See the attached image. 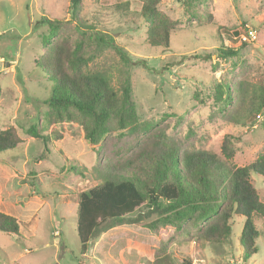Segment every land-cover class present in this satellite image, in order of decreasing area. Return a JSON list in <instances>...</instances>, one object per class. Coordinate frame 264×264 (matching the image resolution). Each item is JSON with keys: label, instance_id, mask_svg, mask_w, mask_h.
Masks as SVG:
<instances>
[{"label": "rangeland", "instance_id": "rangeland-1", "mask_svg": "<svg viewBox=\"0 0 264 264\" xmlns=\"http://www.w3.org/2000/svg\"><path fill=\"white\" fill-rule=\"evenodd\" d=\"M69 2L0 0V130L11 128L20 139L0 151V211L19 223L18 235L0 231V264H151L166 255L178 264H264V223L258 216V248L244 261L238 239L242 215H234L230 239L211 246L195 238L206 221L149 226L153 216L144 204L130 214L135 222L99 232L84 253L75 223L80 191L115 171L134 170L163 143L182 152L220 154L224 137L231 135L230 163L238 166L264 150V107L236 125L232 117L241 103L215 99L216 85L223 82L245 88V99L264 86V0H160L155 11L171 26L169 51L147 43L142 0H83L79 24L69 17ZM42 16L60 23L47 42L42 38L49 26L40 23ZM247 26L254 40L243 45L240 37L228 38L232 29ZM63 40L70 46L81 41L84 67L110 73L116 88L129 76L131 126L118 129L112 120L91 144L80 114L70 120L49 114L44 101L52 82L36 61ZM220 44L234 47L238 56H218L214 49ZM247 107L245 101L243 110ZM31 125L49 136L46 152L42 140L27 133ZM251 177L264 201V177Z\"/></svg>", "mask_w": 264, "mask_h": 264}, {"label": "trees", "instance_id": "trees-1", "mask_svg": "<svg viewBox=\"0 0 264 264\" xmlns=\"http://www.w3.org/2000/svg\"><path fill=\"white\" fill-rule=\"evenodd\" d=\"M82 1L70 0L68 7L70 19L78 24ZM159 1L142 0L140 14L146 24L147 43L169 51L172 29L157 17L155 5ZM40 23L49 26L48 34L42 38L44 42L54 37L60 27L59 21L45 16L40 18ZM247 29L248 26L240 32L232 29L227 36L233 41V35L239 37ZM240 41L245 45V40ZM80 47L81 41L70 46L63 40L36 64L52 82L50 95L44 101L49 106V114L69 120L74 112L80 114L84 137L94 144L109 130L112 120L118 129L131 126L134 102L129 76L126 74L116 88L110 73L84 67ZM120 52L128 62L129 57L122 50ZM214 52L221 57L238 56L237 49L224 44L215 47ZM216 86L215 99L218 102L226 105L232 100L241 103L237 114L232 117L236 125H244L251 115L264 107L262 85L251 90L250 99H245L248 92L240 85L230 86L223 82ZM245 101H248V107L243 110ZM27 133L39 137L45 152L48 150V135L38 133L35 125H31ZM231 138V135L224 137L220 154L200 148L182 152L170 143H163L160 152L148 157L147 161L138 162L134 170L115 171L80 191L75 223L81 252L86 251L95 235L113 224L135 222L130 214L148 204L146 211L153 216L147 223L149 226L157 223L179 226L188 219L206 221L195 238L211 246L227 242L232 233L234 215H242L244 222L238 236L243 249L241 258L244 261L254 254L258 248L256 239L260 236L254 216L261 217L264 223V201L253 185L251 175L264 177V150L250 163L234 165L230 163L234 155ZM19 142L17 133L11 128L0 130V151L15 147ZM0 231L18 235L19 223L14 216L0 211ZM183 262L190 264L187 260ZM151 264L178 263L166 255Z\"/></svg>", "mask_w": 264, "mask_h": 264}, {"label": "built area", "instance_id": "built-area-1", "mask_svg": "<svg viewBox=\"0 0 264 264\" xmlns=\"http://www.w3.org/2000/svg\"><path fill=\"white\" fill-rule=\"evenodd\" d=\"M241 40H254L256 38V34L254 29L248 28L246 32H243L239 35ZM260 114H256V118H260Z\"/></svg>", "mask_w": 264, "mask_h": 264}]
</instances>
